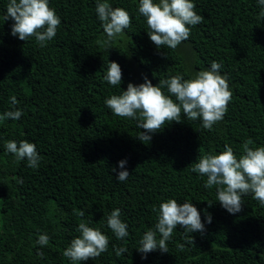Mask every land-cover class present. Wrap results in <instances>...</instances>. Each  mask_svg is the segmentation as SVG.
I'll list each match as a JSON object with an SVG mask.
<instances>
[{
    "label": "trees",
    "instance_id": "obj_1",
    "mask_svg": "<svg viewBox=\"0 0 264 264\" xmlns=\"http://www.w3.org/2000/svg\"><path fill=\"white\" fill-rule=\"evenodd\" d=\"M8 2L0 0V17ZM107 2L131 17L125 35L107 47L96 43L106 39L97 0H49L61 24L46 47L34 38L13 37V21L0 19V115L23 112L19 120L0 121V264H72L62 253L80 235L76 229L82 220L106 235L109 246L99 258L80 264H264V207L248 194L242 211L229 214L215 187L204 188L207 177L190 171L200 156L219 154L225 144L237 159L247 139L252 148L264 146V18L257 0H192L204 21L191 27L189 39L175 50L157 49L151 42L144 18H138L139 0ZM213 61L222 65L232 99L211 131L182 114L180 123L166 124L145 144L136 137L144 131L137 121L114 116L104 104L129 83H144L145 76L158 86L178 73L192 78ZM108 62L121 68L120 88L103 80ZM162 91L168 95L166 88ZM12 96L18 101L15 109ZM9 140L35 144L39 167L17 162L6 152ZM122 160L129 176L118 182ZM168 199L193 204L206 230L185 235L178 225L168 253L157 250L142 259L136 249L144 233L154 229L153 206ZM117 208L128 225L124 240L106 225ZM74 210L85 215L78 217ZM43 234L50 239L41 247L36 241ZM113 245L127 252L117 257Z\"/></svg>",
    "mask_w": 264,
    "mask_h": 264
},
{
    "label": "clouds",
    "instance_id": "obj_2",
    "mask_svg": "<svg viewBox=\"0 0 264 264\" xmlns=\"http://www.w3.org/2000/svg\"><path fill=\"white\" fill-rule=\"evenodd\" d=\"M260 7L259 17L264 18V0H257ZM196 5L192 0H139L138 18L143 17L147 34L151 42L161 49L167 47L175 50L191 34V27L204 21V17L195 11ZM95 12L101 22L106 39H98L96 43L107 47L111 42L122 38L125 30L131 25V17L123 8H113L107 0H97ZM4 22L11 19V35L20 41L34 38L40 47H46L57 34L61 24L60 17L54 8L49 6V0H9L6 13L0 17ZM222 65L216 61L211 63L210 69L195 73L192 78L185 79L184 74H176L159 80L158 86H153L145 76L144 83L134 85L129 83L126 91L119 95L106 98L104 104L114 116L137 121L136 127L143 129L136 137L143 143L152 139V134L161 131L166 124L180 123L181 116L190 121H200V126L213 130L214 125L222 121L228 111V104L232 99L227 75L220 72ZM103 80L110 86L119 87L122 83V71L116 62H108ZM167 89L168 95L162 91ZM175 97V101L171 97ZM11 105L15 109L18 101L15 96L10 97ZM23 112L10 110L0 115V121L19 120ZM251 139L242 145L243 154L237 159L233 149L225 144L224 151L219 154L208 152L200 156L190 166L192 173L200 177H207L204 188L215 187L217 200L229 214L235 215L242 211V197L248 194L264 207V146L252 148ZM7 153L14 156L17 162L26 161L27 167L37 169L42 157L36 145L26 140L19 143L9 140L5 143ZM127 161L119 162L116 175L118 182L125 181L129 172L126 170ZM116 172V169H112ZM211 207V204H208ZM157 214L154 229H149L139 241L136 249L142 259L147 254L159 250L168 253L167 242L171 239L174 229L179 225L188 233H203L206 229L201 221L199 211L193 204L185 202L182 205L175 199L162 202L159 207L153 206ZM78 217H83V211H75ZM120 209H114L106 217V225L117 240H124L128 235V225L120 219ZM206 222L211 224L212 216L206 214ZM80 235L71 240L70 245L63 251L72 264H80L90 259H96L108 251L109 238L99 229L89 227L87 221H81L76 229ZM157 234L160 239L157 240ZM47 234L40 235L36 241L41 247L49 243ZM193 243V238L188 241ZM183 251L184 245H177ZM117 257L127 252L125 247L113 245ZM41 257L43 253H38Z\"/></svg>",
    "mask_w": 264,
    "mask_h": 264
}]
</instances>
